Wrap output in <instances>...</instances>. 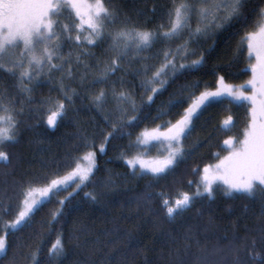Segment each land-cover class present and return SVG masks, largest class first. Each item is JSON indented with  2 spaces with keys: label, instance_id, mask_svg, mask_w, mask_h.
<instances>
[{
  "label": "snow or ice",
  "instance_id": "6c2138e0",
  "mask_svg": "<svg viewBox=\"0 0 264 264\" xmlns=\"http://www.w3.org/2000/svg\"><path fill=\"white\" fill-rule=\"evenodd\" d=\"M244 4L245 0H172L166 23L148 29L133 23L127 14H123L121 19L122 13L110 7L105 0H0V72L13 77L19 94L26 98L17 112L15 102L9 100L6 103V97L0 93V162L5 166L10 163L9 154L2 149L6 144L16 142L19 131L17 117L23 114L24 103H33L31 93L40 77L46 74L52 80L55 73H61L57 85L59 98L48 97L39 102L43 112L38 114L46 117L44 123L48 128H55L65 116L68 106L74 102L73 97L78 95L75 88L65 83L66 79L75 78L73 64L84 69L81 85L95 88L96 85H108L111 77L122 70L125 61L131 67L140 53L150 50L157 42L171 45L180 41L174 49L167 47L163 50V61L159 67L145 63L134 71V75L142 77L139 103L134 90L124 88L123 77L119 80V89L113 81L110 90L101 87L90 95V102L102 115L105 126L110 125V130H101L103 140L99 144V151L105 152L106 145L112 139L131 137L130 129L147 118L158 94L167 90L182 75L191 74L203 66V52L189 62L190 57L197 56L193 45L202 39L207 40L216 31L241 18ZM65 10L78 21L74 25V37L69 25H61L60 17ZM254 23L259 30L246 32L236 49V54L240 55L246 44L247 69L251 73L247 81L230 85L224 76H219L214 91L208 90L207 85L203 91H199L201 85L198 80L180 85L152 117L153 120L161 119L173 110L182 109V112L177 111L179 118L175 123L168 120L154 128H145L134 140L129 139L128 149L136 154L122 153V159L134 176L148 175L151 180H156L185 158L184 141L191 136L197 118L210 104L219 98L228 97L230 104L247 106L248 121L241 135L223 140L227 155L219 158L217 153L218 162L204 166L199 181L195 182L194 192H180L175 198L164 192L156 194L160 198L161 210L169 220L181 215L197 198H214L217 188L226 196L255 198L259 193L262 198L260 215L264 218V8L259 10ZM106 41L108 47L103 56L96 57L92 48ZM68 42L76 49L74 56L71 51L67 55L63 52ZM93 58L95 64L91 63ZM89 69L96 71L91 80L86 79ZM109 94L115 106L106 112ZM232 127L234 119L228 115L222 120L220 130L230 131ZM153 142L165 145V154L154 160H145L143 152ZM84 147L95 149L97 145L95 140L89 142L85 137ZM96 157L95 150H88L76 158L75 166L65 174L53 173L42 184L26 182L20 189L21 199L12 219H5L12 212L11 207L0 202V257L7 256L10 235L31 227L34 213L45 202L51 203L53 198L60 197L62 191L74 185L72 192L61 197L57 201V208L50 213L47 224L51 229L53 222L63 214L69 197L90 182L97 166ZM194 171L200 172L199 169ZM188 183L191 185L194 182L190 180ZM104 187L112 190L114 183L109 181ZM84 196L93 203L100 201V195L95 192H85ZM152 199V194L146 193L137 199V206H140L141 200L147 205ZM147 211L151 212V209ZM118 232V229H113L105 235L116 234L114 244L122 243L125 248L132 250V233L120 236ZM257 243V238L253 237L250 242L245 239L240 245H230L228 252L232 257L231 264H264V251H257ZM259 244L264 249V224L259 229ZM38 254V248L30 253L31 264H40ZM64 254L61 233L48 248L47 264H56ZM0 264H4L3 259H0ZM103 264H129V261L127 254L121 253L120 259L113 261L109 257ZM199 264L213 262L205 254L199 258Z\"/></svg>",
  "mask_w": 264,
  "mask_h": 264
},
{
  "label": "trees",
  "instance_id": "16d2710c",
  "mask_svg": "<svg viewBox=\"0 0 264 264\" xmlns=\"http://www.w3.org/2000/svg\"><path fill=\"white\" fill-rule=\"evenodd\" d=\"M105 2L122 13L121 19L123 14H127L133 23L148 29H155L161 23H166L167 11L172 4V0ZM261 8H264V0H245L241 18L233 20L207 40L202 39L194 44L197 56L190 57L189 62L203 52V66L198 71L182 75L171 83L167 90L158 94L155 103L150 106L147 118L130 129L132 136L112 139L103 153L99 151V144L103 140L101 130H110V125L105 126L102 115L90 102V95L98 92L101 87H108L110 90L113 81L119 89V80L123 77L124 88L134 90L139 103V84L142 77L134 75V71L145 63L159 67L163 61V50L167 47L174 49L180 41L171 45L157 42L150 50L140 53L131 67L128 61H125L122 70L111 77L108 85H96L95 88L81 85L80 78L84 69L73 64L75 78L66 79L65 83L75 88L78 95L73 97L74 102L68 106L65 116L55 128H48L44 123L46 117L38 114L43 112L39 102L48 97L59 98L57 85L61 73H55L52 80H49L46 74L40 77L31 93L33 103H24V112L17 117L19 131L16 142L8 143L2 149L10 156L7 166L0 162V202L12 209L5 219L13 218L21 199L20 189L26 182L42 184L44 179L53 173L65 174L75 165L76 158L88 150L97 152V166L87 186L69 197L63 214L53 222L51 229L47 224L50 213L57 208V201L72 192V189L62 191L60 197L53 198L51 203L45 202L34 213L31 227L8 237L7 256L0 257L4 264H31L30 253L37 248L40 264H47L48 248L61 233L65 254L56 264H103L109 257L113 261L120 259L121 253L127 254L129 264H199V258L205 254L213 264H231L229 246L240 245L245 239L250 242L253 237L258 241L257 251H264L259 244V229L264 224V218L260 215L262 198L259 193L255 198L226 196L221 189H217L214 198L208 199L205 196L195 199L192 205L174 220H169L161 210L160 198L156 195L164 192L175 198L180 192H194L195 182L201 174L194 169L201 171L205 165L215 163L218 159L217 153L219 157L227 153L223 140L229 136L241 135L248 121L247 106L230 104L227 99L210 104L197 118L191 136L184 141L185 158L161 178L151 180L148 175L134 176L122 159V153H136L128 149L129 139L134 140L145 128H154L168 120L175 123L179 118L176 113L182 112V109L173 110L161 119H152L180 85L198 80L201 85L199 91H203L205 85L212 91L219 76H224L230 85L243 84L250 78L246 44L242 54L237 55L236 49L246 32L258 30L254 22ZM60 21L61 25L67 24L73 29L74 37V25L77 23L75 17L65 10ZM107 47L106 41L92 48V51L96 57H102ZM69 51L75 55L76 49L71 42L65 43L63 48L65 55ZM95 62L93 58L91 63ZM95 75V69H89L86 79L91 80ZM0 93L6 97V103L9 100L14 101L19 112L26 98L19 94L16 80L3 72H0ZM114 106L115 101L109 94V104L105 106V111L110 112ZM228 115L233 117L234 127L230 131L220 130L222 120ZM85 137L89 142L95 140L97 147L85 148ZM190 180L194 182L191 185L188 183ZM109 181L114 183L112 190L104 187ZM85 192L99 194V203L91 202L84 196ZM146 193L152 194L151 203L145 205L141 200L138 207L137 199ZM149 208L151 212L147 211ZM113 229H118L120 236L132 233V250L125 248L122 243L114 244L116 234L105 235Z\"/></svg>",
  "mask_w": 264,
  "mask_h": 264
},
{
  "label": "rangeland",
  "instance_id": "374dc122",
  "mask_svg": "<svg viewBox=\"0 0 264 264\" xmlns=\"http://www.w3.org/2000/svg\"><path fill=\"white\" fill-rule=\"evenodd\" d=\"M77 23H78V21H77ZM259 30V29H258ZM257 30V31H258ZM86 34V33H85ZM254 62V61H253ZM215 89H213L212 91H214ZM223 99H227V100H229V98L228 97H222V98H219L218 100H223ZM165 145H163V144H156L155 142H153V144L152 145H150L149 147H148V149L146 150V151H144L143 152V156H144V159L145 160H154V159H157V158H159V157H161L162 155H164L165 154V152H164V149H165ZM136 154V153H135ZM225 155H227V153L225 154ZM224 155V156H225ZM219 158H223V156H221V157H219ZM218 162V159L215 161V163H217ZM214 163V164H215ZM75 166V165H74ZM73 166V167H74ZM131 170V169H130ZM202 170H203V168H202ZM202 170L200 171V173H202ZM132 171V170H131ZM200 178V177H199ZM198 181H199V179H198ZM197 181V182H198ZM74 187V185H71V186H69L68 188L69 189H72ZM217 189H220V188H217Z\"/></svg>",
  "mask_w": 264,
  "mask_h": 264
}]
</instances>
